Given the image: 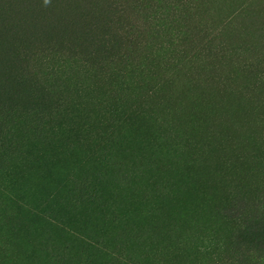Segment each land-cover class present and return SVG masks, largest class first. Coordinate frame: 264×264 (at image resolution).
<instances>
[{"label": "rangeland", "instance_id": "1", "mask_svg": "<svg viewBox=\"0 0 264 264\" xmlns=\"http://www.w3.org/2000/svg\"><path fill=\"white\" fill-rule=\"evenodd\" d=\"M153 18L138 66L68 63L61 114L10 119L0 264H264L236 248L264 212V0H163Z\"/></svg>", "mask_w": 264, "mask_h": 264}, {"label": "trees", "instance_id": "2", "mask_svg": "<svg viewBox=\"0 0 264 264\" xmlns=\"http://www.w3.org/2000/svg\"><path fill=\"white\" fill-rule=\"evenodd\" d=\"M162 1L54 0L47 8L42 0H0V169L10 166L5 156L16 152L9 146H18L12 117L30 113L41 126L63 112L67 97L62 89L71 81L68 63L86 73L138 66ZM86 192L87 187L77 189L79 195ZM238 231L236 248L264 246V212L239 223Z\"/></svg>", "mask_w": 264, "mask_h": 264}]
</instances>
